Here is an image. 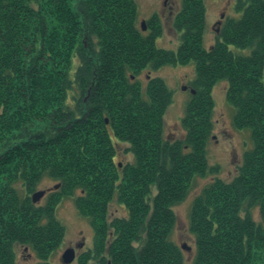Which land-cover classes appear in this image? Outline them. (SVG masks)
<instances>
[{
  "label": "trees",
  "instance_id": "trees-1",
  "mask_svg": "<svg viewBox=\"0 0 264 264\" xmlns=\"http://www.w3.org/2000/svg\"><path fill=\"white\" fill-rule=\"evenodd\" d=\"M235 8L239 16L226 18L207 50L204 0H186L177 18L182 44L170 51L156 44V19L150 36L138 28L133 0H0V264H18L19 244L48 264L66 233L57 206L71 197L95 230L81 263L189 264L172 239L175 207L200 178L220 174L207 150L220 82L229 84L234 127L252 145L230 182L216 177L194 199L190 264H264V0ZM190 64L197 76L186 135L165 140L174 92L164 79L144 89L139 78ZM113 136L134 155L124 167ZM46 178L61 189L38 206L33 196ZM115 198L128 215L110 222Z\"/></svg>",
  "mask_w": 264,
  "mask_h": 264
},
{
  "label": "rangeland",
  "instance_id": "rangeland-1",
  "mask_svg": "<svg viewBox=\"0 0 264 264\" xmlns=\"http://www.w3.org/2000/svg\"><path fill=\"white\" fill-rule=\"evenodd\" d=\"M186 0H133L136 4L138 12V28L146 36L152 34V19L159 22L161 36L156 38V44L159 48L170 51H177L181 46L182 33L177 28V18L181 14ZM238 0H204L206 9V27L204 35V47L210 50L216 44V37L220 33V29L228 17H238L235 5ZM149 27V30H147ZM220 30V31H219ZM79 64V58L76 57L73 65V73ZM196 65L184 66H166L160 70L144 71L139 82L142 88L146 89L148 82L152 78L164 79L167 87L174 92V100L167 107L165 114V140L176 141L185 138V129L182 127V120L186 113V104L191 99V82L195 80ZM187 87V89H185ZM229 84L220 82L214 88L212 95L215 103L214 110V132L211 136L208 150L209 164L218 166L220 174L211 175L204 179H199L195 189L191 192L189 198L175 207L177 216L176 229L173 232L172 239L181 248H184V257L190 264L196 253V241L190 233L191 209L194 199L201 194V190L210 185L216 177L221 180L230 182L238 173L237 168L242 164V157L246 150L251 148L250 133L245 130L239 131L233 125L234 109L228 104L227 91ZM74 95L70 92L69 102L73 103L71 97ZM112 135L114 133L112 132ZM113 142L117 149L118 156L116 163L123 167L127 163L134 161V155L129 151L130 145L127 142L119 141L113 136ZM21 190V183L17 186ZM37 192H45L40 199L39 205H45L50 194L60 191V184L51 179L46 178L38 185ZM156 190H154L155 194ZM23 195L26 194L22 190ZM34 193V194H36ZM76 196H81L79 191ZM108 219L113 221L115 218H125L128 215L127 207L120 204L117 198L109 207ZM57 220L64 225L65 237L62 245L52 254L48 260V264H68L64 261V254L69 249H74L76 253L75 259L70 264H83L80 262L81 257L89 254L95 246V230H93L90 219L82 216L76 205V197L65 198L57 206ZM254 217L259 218L258 209L254 211ZM112 237V233H111ZM111 241V239H109ZM191 248L189 250L188 248ZM16 255L18 264H40L41 260L38 255L25 245L16 246ZM88 264H97V262L89 261Z\"/></svg>",
  "mask_w": 264,
  "mask_h": 264
},
{
  "label": "water",
  "instance_id": "water-1",
  "mask_svg": "<svg viewBox=\"0 0 264 264\" xmlns=\"http://www.w3.org/2000/svg\"><path fill=\"white\" fill-rule=\"evenodd\" d=\"M185 89H187V87H185ZM45 195V192H39L34 194L33 196V200L35 203H39L40 199ZM183 248H186L185 245H183ZM190 250V248H188ZM76 253L74 252V249H69L65 252L64 254V261L65 263H72L75 259Z\"/></svg>",
  "mask_w": 264,
  "mask_h": 264
},
{
  "label": "flooded vegetation",
  "instance_id": "flooded-vegetation-1",
  "mask_svg": "<svg viewBox=\"0 0 264 264\" xmlns=\"http://www.w3.org/2000/svg\"><path fill=\"white\" fill-rule=\"evenodd\" d=\"M147 30H149V27H148V29ZM220 31V30H219Z\"/></svg>",
  "mask_w": 264,
  "mask_h": 264
}]
</instances>
